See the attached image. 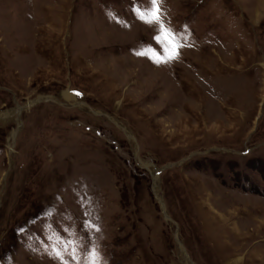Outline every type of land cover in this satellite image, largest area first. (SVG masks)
<instances>
[{
  "label": "rangeland",
  "instance_id": "374dc122",
  "mask_svg": "<svg viewBox=\"0 0 264 264\" xmlns=\"http://www.w3.org/2000/svg\"><path fill=\"white\" fill-rule=\"evenodd\" d=\"M136 5L0 0V264H264V0Z\"/></svg>",
  "mask_w": 264,
  "mask_h": 264
},
{
  "label": "snow or ice",
  "instance_id": "6c2138e0",
  "mask_svg": "<svg viewBox=\"0 0 264 264\" xmlns=\"http://www.w3.org/2000/svg\"><path fill=\"white\" fill-rule=\"evenodd\" d=\"M160 2L161 0H149V7H141L139 5H136L133 7L132 11L134 16L142 23H145L149 26L158 24L157 35L153 37V40L158 44L164 45L163 51L166 53V55H155L149 58L153 59V62L155 63H167L170 60L175 59L179 55V48L181 47V44L179 42V37L177 36V34L174 33L170 28H168L162 21V9L159 6ZM137 55L145 56L147 55V53L144 51H138ZM85 227L86 229L95 228V226L90 224L89 221L85 222ZM69 243L75 245L77 242L70 241ZM75 251L76 249L75 247H73V253H75ZM87 255L88 257H90V259H86L85 264H99L100 256L95 249H92L87 253ZM54 256L60 259L63 264H67L66 261H63V257L59 251L55 252ZM73 259H75L74 255Z\"/></svg>",
  "mask_w": 264,
  "mask_h": 264
},
{
  "label": "water",
  "instance_id": "95a60500",
  "mask_svg": "<svg viewBox=\"0 0 264 264\" xmlns=\"http://www.w3.org/2000/svg\"><path fill=\"white\" fill-rule=\"evenodd\" d=\"M41 101H53V99H51V98H47V97H45V98H41V99H35V100H33V101L31 102V104L39 103V102H41ZM162 205H163V203H162ZM163 213H164L165 217H168V215H166L164 209H163Z\"/></svg>",
  "mask_w": 264,
  "mask_h": 264
},
{
  "label": "bare ground",
  "instance_id": "6f19581e",
  "mask_svg": "<svg viewBox=\"0 0 264 264\" xmlns=\"http://www.w3.org/2000/svg\"><path fill=\"white\" fill-rule=\"evenodd\" d=\"M68 97V96H67Z\"/></svg>",
  "mask_w": 264,
  "mask_h": 264
}]
</instances>
